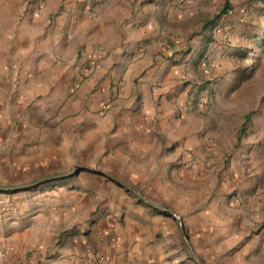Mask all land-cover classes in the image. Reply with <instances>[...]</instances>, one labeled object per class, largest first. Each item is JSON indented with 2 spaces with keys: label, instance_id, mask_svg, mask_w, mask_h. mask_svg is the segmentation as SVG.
Here are the masks:
<instances>
[{
  "label": "rangeland",
  "instance_id": "rangeland-1",
  "mask_svg": "<svg viewBox=\"0 0 264 264\" xmlns=\"http://www.w3.org/2000/svg\"><path fill=\"white\" fill-rule=\"evenodd\" d=\"M71 2L0 0V186L92 169L0 189V195L24 209L36 191L86 182L97 196L114 184L146 203L120 180L180 214L188 233L195 224L191 211L212 192L211 202L236 206L250 221L251 251L264 264V0H161V43H148L147 57L130 77L107 43L81 37L69 43L61 25ZM94 13L80 11L89 21L96 20ZM158 65L161 93L148 90L137 101L146 96L154 106L161 98L166 119L161 133L151 132L157 147L171 152V162L163 160L175 184L168 186L162 177L159 186L149 170L132 175L127 158L135 138L120 128L126 118L119 111L134 103V89H142ZM167 124L177 127L175 137ZM218 180L220 190L214 189ZM149 206L172 217L180 234L175 216ZM3 241L0 264H37L55 255L52 246L41 255H21Z\"/></svg>",
  "mask_w": 264,
  "mask_h": 264
},
{
  "label": "crops",
  "instance_id": "crops-1",
  "mask_svg": "<svg viewBox=\"0 0 264 264\" xmlns=\"http://www.w3.org/2000/svg\"><path fill=\"white\" fill-rule=\"evenodd\" d=\"M159 2L156 0L151 5L148 0H72L63 8L61 30L69 43L80 37L107 43L112 52L121 56L130 77L147 57L148 43H161ZM85 7L95 11L96 20L89 21L80 15ZM169 19L175 20L170 14ZM54 27L57 30L56 24L51 29ZM59 45L62 48L66 42L61 41ZM146 76L149 77L143 88L134 89V103L119 111H124L126 118L120 128L135 138L131 144L136 148L127 158L132 175L141 176L140 169L149 170L158 179L159 186H163L162 178L168 186L174 183L169 182L168 167L165 169L163 163L171 162V152L168 147H157V139L151 132L154 129L157 134L161 133V123L166 119L161 98L154 106L146 96L137 101L142 92L156 89L161 93V67L158 65L155 72ZM167 126L171 137H175L177 127ZM218 181L214 189L220 190L222 185ZM69 185H57L55 190L46 193L36 191L24 209L0 195V245L6 238L13 252L21 255L29 251L41 255L52 246L54 257L37 264H194L182 246L172 217L154 211L114 184L103 186L109 190L98 196L86 182L74 189H68ZM211 196L212 192L202 205L194 208H199L198 211H191L195 224L193 229L189 228L188 235L197 254L206 264H263L256 250L251 251L247 230L250 221L240 215L236 206L213 203ZM98 197L102 201L97 212L86 219L85 213L100 203ZM184 219L189 225L187 216ZM89 253L95 256L94 261L88 260Z\"/></svg>",
  "mask_w": 264,
  "mask_h": 264
},
{
  "label": "water",
  "instance_id": "water-1",
  "mask_svg": "<svg viewBox=\"0 0 264 264\" xmlns=\"http://www.w3.org/2000/svg\"><path fill=\"white\" fill-rule=\"evenodd\" d=\"M82 169H92V168L91 167H87V166H80L74 171H68V172H63V173H59V174H56V175H52V176L40 179L38 181H35L33 183L24 184V185H21V186H0V189L20 188V187L32 186V185L40 184V183H43V182H46V181H50V180H56V179H59V178H65V177H68V176L72 175L75 172H79ZM111 177L115 178L113 176H111ZM118 181L120 183H122L123 185L127 186L128 188L132 189L138 195V197L140 199H142L143 201H145L149 205H151V206H153V207H155V208H157V209H159L161 211L170 213L171 215L175 216L179 220L180 235H181V237H182V239H183V241H184V243H185V245H186V247H187V249L189 251L190 256L194 259V261L197 264H206L201 259V257L197 254V252L195 251V248L193 247V245L191 243V240H190V237H189V235L187 233L183 217L180 214H178L173 209H171V208H169V207H167V206H165V205H163L161 203H158V202L154 201L153 199L149 198L138 187L134 186L133 184L122 182L120 180H118Z\"/></svg>",
  "mask_w": 264,
  "mask_h": 264
},
{
  "label": "built area",
  "instance_id": "built-area-1",
  "mask_svg": "<svg viewBox=\"0 0 264 264\" xmlns=\"http://www.w3.org/2000/svg\"><path fill=\"white\" fill-rule=\"evenodd\" d=\"M87 257H88V260H90V261H94L95 260V256L92 254V253H89L88 255H87Z\"/></svg>",
  "mask_w": 264,
  "mask_h": 264
}]
</instances>
